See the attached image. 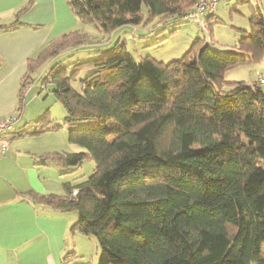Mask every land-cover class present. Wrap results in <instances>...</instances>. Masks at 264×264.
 I'll list each match as a JSON object with an SVG mask.
<instances>
[{
  "label": "trees",
  "instance_id": "16d2710c",
  "mask_svg": "<svg viewBox=\"0 0 264 264\" xmlns=\"http://www.w3.org/2000/svg\"><path fill=\"white\" fill-rule=\"evenodd\" d=\"M65 1L78 21L105 33L159 23L175 25L173 32L193 6V0ZM32 3L0 29L16 28ZM214 15L206 17L209 32ZM238 29L236 48L227 51L196 37L177 59L144 55L137 61L115 41L68 71L50 60L88 39L71 28L28 59L23 86L51 62L41 86L51 84L64 108L67 141L84 148L46 152L41 162L64 174L86 156L94 161L85 178L63 182V193L29 195L77 211L71 229L96 239L97 264H264V77L224 79L225 70L264 54L263 15L252 13L249 28ZM81 69L87 73L75 88L71 80ZM62 124L45 110L13 133L38 134Z\"/></svg>",
  "mask_w": 264,
  "mask_h": 264
},
{
  "label": "crops",
  "instance_id": "0c3cea01",
  "mask_svg": "<svg viewBox=\"0 0 264 264\" xmlns=\"http://www.w3.org/2000/svg\"><path fill=\"white\" fill-rule=\"evenodd\" d=\"M28 1L0 0V24L14 21L18 9ZM214 17L210 18L211 23ZM17 19L20 24L16 28L0 29V118L11 116L14 119L13 128L6 134L9 150L0 156V264H80L86 261L93 264L81 246L83 234H74L71 229L77 211L56 209L29 195V192H63V173L52 163H42L38 157L63 149L48 135L50 130L21 136L13 133L14 128L30 122L41 112H50L52 103L48 101H58L49 86H41L40 77L46 68L39 71L38 82L33 75V80L24 88L22 82L28 59L51 38L77 28L79 21L68 7L62 4L57 8L51 0H33ZM68 251H74L78 257L66 259Z\"/></svg>",
  "mask_w": 264,
  "mask_h": 264
},
{
  "label": "rangeland",
  "instance_id": "374dc122",
  "mask_svg": "<svg viewBox=\"0 0 264 264\" xmlns=\"http://www.w3.org/2000/svg\"><path fill=\"white\" fill-rule=\"evenodd\" d=\"M51 1L52 4L56 3L57 8L62 4L68 7L65 0ZM61 2L62 4H60ZM259 12L260 15L264 17V0H226L218 3L215 10L216 16L212 19V25L210 27V36L215 47L219 51H227L236 48L235 45L241 35L238 28L248 29L249 17L252 13L258 14ZM154 25L155 28H153ZM154 25L151 24L145 27L143 25H122L113 32L105 33L100 31L92 23L79 21L77 28L81 29V31L87 35L88 39L80 45L64 49L58 56L50 61L58 62V64L62 66L66 65L68 71H71L72 62L95 57L102 51L110 49L115 41H120L125 44V47L137 61L144 55H150L157 60L167 62L181 57L184 52L189 49L196 37L204 38L205 42L208 40L207 34L198 27L196 23L188 20L179 23L173 32L171 30L175 25L169 23ZM50 61H46L38 68L36 71L38 73L34 74L35 81L38 82L39 71L48 68L49 63H51ZM86 73V69H81L79 73L75 75V78L71 80L72 86L79 88V79ZM258 73L264 77V54L256 61L243 63L225 70L224 79L226 81L243 80L252 82L257 79ZM28 84L29 83H26L24 88L28 86ZM47 86H49V89L52 87L51 84H47ZM260 87L264 93V82L260 83ZM40 96L42 97L43 94ZM49 99L50 95L48 96V100ZM48 102L52 103L49 113L53 122L62 124L65 114L62 104L60 101ZM50 131L52 132L48 133V135L56 139L59 149H63L57 151L78 152L84 150L80 145L67 141V131L64 124L56 130ZM261 165L264 167V161L261 162ZM93 167L94 161L89 156H86L80 164L73 168V170L62 175L64 179L63 182L85 178L91 173ZM73 231L75 232L74 234H82L77 230ZM81 246L88 253L86 258L92 259L93 264H97L100 247L96 239L93 236L83 235V244ZM261 255L264 256V242L261 243Z\"/></svg>",
  "mask_w": 264,
  "mask_h": 264
},
{
  "label": "built area",
  "instance_id": "2783aa9c",
  "mask_svg": "<svg viewBox=\"0 0 264 264\" xmlns=\"http://www.w3.org/2000/svg\"><path fill=\"white\" fill-rule=\"evenodd\" d=\"M225 0H193L192 8L183 14L180 18L197 24L208 36L207 42L213 45L209 26L206 17L215 14L218 3ZM257 80L262 82L263 78L260 73L257 74ZM14 119L11 116L0 118V156L6 154L9 150L7 132L13 128Z\"/></svg>",
  "mask_w": 264,
  "mask_h": 264
}]
</instances>
